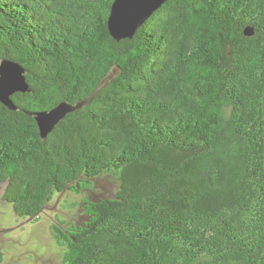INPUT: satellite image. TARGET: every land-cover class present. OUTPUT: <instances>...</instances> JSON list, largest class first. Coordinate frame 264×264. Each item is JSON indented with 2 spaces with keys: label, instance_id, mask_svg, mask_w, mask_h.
Returning <instances> with one entry per match:
<instances>
[{
  "label": "trees",
  "instance_id": "1",
  "mask_svg": "<svg viewBox=\"0 0 264 264\" xmlns=\"http://www.w3.org/2000/svg\"><path fill=\"white\" fill-rule=\"evenodd\" d=\"M113 2L0 0L30 89L0 103L1 200L82 196L62 264H264V0H167L120 41ZM89 97L45 139L28 114Z\"/></svg>",
  "mask_w": 264,
  "mask_h": 264
},
{
  "label": "rangeland",
  "instance_id": "2",
  "mask_svg": "<svg viewBox=\"0 0 264 264\" xmlns=\"http://www.w3.org/2000/svg\"><path fill=\"white\" fill-rule=\"evenodd\" d=\"M98 184L110 195L117 189L114 178L109 176H103ZM1 196L0 212L3 222L7 228L19 226L9 234L6 233L13 241L3 239L0 243L2 264H62L65 249L57 244L53 227L61 222L80 219L82 196L65 191L43 207L37 215L38 219L31 221L17 217L11 207L2 202Z\"/></svg>",
  "mask_w": 264,
  "mask_h": 264
},
{
  "label": "water",
  "instance_id": "3",
  "mask_svg": "<svg viewBox=\"0 0 264 264\" xmlns=\"http://www.w3.org/2000/svg\"><path fill=\"white\" fill-rule=\"evenodd\" d=\"M167 0H114L111 5L107 26L110 36L120 41L131 39L136 30L148 20ZM250 31V30H248ZM29 85L25 78L24 69L11 60L0 61V103L10 111L17 110L12 96L16 93L29 92ZM91 97L75 104L61 102L49 111L28 113L35 118L40 137L45 139L54 127L69 113L83 108ZM6 184H0V196L3 194ZM41 210L28 217L26 221L38 217ZM25 221V222H26ZM25 224V223H24ZM23 225V224H22ZM19 228H7L0 231L5 234Z\"/></svg>",
  "mask_w": 264,
  "mask_h": 264
},
{
  "label": "flooded vegetation",
  "instance_id": "4",
  "mask_svg": "<svg viewBox=\"0 0 264 264\" xmlns=\"http://www.w3.org/2000/svg\"><path fill=\"white\" fill-rule=\"evenodd\" d=\"M3 202V201H2ZM4 203V202H3ZM55 226V225H54ZM4 229H7V226H6V224L3 222V218H2V213L0 212V231H2V230H4ZM8 234H9V232H8ZM8 234H2V236H0V243L2 242V240L4 239V240H11V241H13V239L11 238H9V236H8ZM3 240V241H4Z\"/></svg>",
  "mask_w": 264,
  "mask_h": 264
}]
</instances>
